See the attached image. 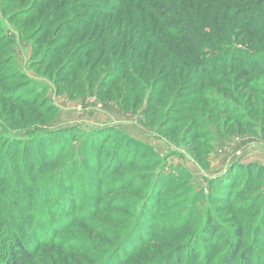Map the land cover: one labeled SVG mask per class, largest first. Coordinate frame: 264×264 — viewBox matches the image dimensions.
<instances>
[{"label":"rangeland","instance_id":"obj_1","mask_svg":"<svg viewBox=\"0 0 264 264\" xmlns=\"http://www.w3.org/2000/svg\"><path fill=\"white\" fill-rule=\"evenodd\" d=\"M76 1L0 0V165L7 169L0 173V209L20 214L33 227L40 220V214L30 219L36 207L54 205H44L45 183L82 176V190L68 200L64 218L48 222L55 227L51 239L42 244L30 236L33 262L23 264H224L238 243L233 264H264V74L239 78L242 68L227 66L204 77L182 66L177 80L180 65L173 64L213 55L218 47L251 46L233 36L194 50L169 36L174 47L156 39L164 52L146 42L136 53L129 36L118 79L134 89L125 104L114 98L116 82L107 74L111 67L118 72L123 51L114 52L113 41L104 59L98 45L92 58L73 61L64 74L59 67L74 48H66L58 65L45 62V52L59 46L47 50L40 39L55 28L49 31L51 18L40 16L42 5L49 12L67 3L53 19L57 24L85 17L89 10L72 9ZM139 55L155 59L153 70L141 66L148 77L133 63ZM59 77L65 82L60 88L54 82ZM57 134L62 147L52 151L61 153L51 160L42 143ZM242 165L256 169L249 175ZM49 193L59 205L57 189ZM22 203L26 210L17 208ZM213 224L220 231L211 237Z\"/></svg>","mask_w":264,"mask_h":264},{"label":"trees","instance_id":"obj_2","mask_svg":"<svg viewBox=\"0 0 264 264\" xmlns=\"http://www.w3.org/2000/svg\"><path fill=\"white\" fill-rule=\"evenodd\" d=\"M159 1L166 3L167 6H161L158 4ZM65 3L49 12H46L49 5L47 4L46 6L45 3L42 5L43 8L40 16L51 18V21L47 22L46 25L49 31L54 28L53 25H55V28L52 35L48 36L49 33H47L42 35L40 39L43 44L48 46L47 50H53L54 46H59L53 52H45L46 58L48 57V59L45 58V62L49 59L52 61L54 59L55 63L58 65L66 58L64 54L66 48H74L71 57L59 67L58 71L64 74L72 69L73 61L82 60V56L84 57L83 60L87 61L89 57L92 58L93 51L98 45L102 47L103 51H101V56L104 59L105 56L110 54L111 49L108 48V44L110 41H113V43H111L112 50L115 52V50L121 48L123 51L121 52L122 54L117 57L118 72H114L113 67H111L109 69L111 70L109 71L110 73L107 74L116 82L115 92L112 93L114 98L117 100L122 98V103L127 104L128 96L134 92L133 88H126L127 86L124 81L118 80L125 70L123 60L126 55L125 48L129 45L127 44L126 38L129 36H132L131 42L134 43L136 47V53H141L145 50L144 43L146 42L159 49L161 48L162 50L160 51L164 52V49L160 47V43L155 44L154 42H157L156 39H158V42H161V40L168 42L166 37L169 36L181 38L184 47L189 48L188 46H190L191 49L194 50H197V48H204L210 44H216L218 39L225 41V39L228 38L230 40L233 36L237 38L238 42L243 44L247 43L251 46L252 51H246L242 49L243 47L238 48L233 45H228L226 49L218 47L215 54L208 55L191 63L177 59L173 63L174 65H180V71L174 74L177 80L183 75V71L181 70L182 66L191 69L196 76L204 77H209L227 66L231 68L239 66L242 68L243 71L239 75V78L257 73L264 74V55H261L264 53V0H77L72 6V9L75 11L76 9L89 10L82 13L85 14V17H77L76 15L74 18L71 16L54 24L53 19L55 20L59 11L66 10L65 6L67 3ZM45 12L46 14L43 15ZM24 18L29 20L30 15H25ZM132 20H135V23H133ZM12 21H14V19H12ZM129 28H131V31H129ZM138 34L140 37L137 38L136 35ZM220 35L222 38H220ZM258 36H261L260 39H258ZM8 40L10 44L15 42L13 39ZM172 42L173 41H170L168 43L171 45ZM171 46L174 47L175 45ZM175 51L179 50L175 48ZM146 52L149 53L148 50ZM239 55H241V57ZM120 56L122 57L120 58ZM139 56L133 59V63L136 65V70L140 75L148 77L149 74L141 66H151L153 70L155 59L151 57V60L149 58L147 61ZM98 57H95V59ZM249 59H253V61L248 63L247 60ZM40 62L42 65L44 59ZM167 64L168 63L163 64L162 68H166ZM112 71L115 74H111ZM54 82L58 85V88L65 84V82L63 83L61 80V77L56 78ZM109 93L111 94L110 89H108L107 94ZM198 94L200 95V93ZM6 98L10 101L15 100V103L18 102V100L16 101L11 95L7 94ZM53 107L56 110L58 109L57 106L53 105ZM99 130L102 131V129H95V131ZM61 136V134H57V138L51 137V140L49 139L50 141L47 140L45 143H42L44 148L48 147L49 151H46V153L51 160L57 159L61 153L56 154L52 151L56 149V147H62ZM128 138L131 139L130 136ZM49 142L51 143L49 144ZM11 160L15 162L16 158L12 157ZM122 166L123 164L120 163L116 170L118 171ZM91 167L93 166H89L88 168ZM242 167V169H247L249 175H252L254 169H256L254 165H242ZM14 168L15 166L11 165L9 170L13 173ZM4 169L5 166L0 165L1 174L7 170ZM65 176L66 175L63 176L62 180L60 178L53 183L47 182L44 188H41V191H44V205L47 206L48 204L50 205V203L54 205L53 208L52 206H40L38 209L36 207V211L30 219L33 222L34 218H38L40 214V220L37 219V223H34L33 227H31L27 222L28 220L21 217L20 214L18 215L15 212L8 213L7 209L3 213L2 209H0V238H2L1 235L5 234L1 240L7 239L5 244L7 248L4 253L2 252L6 246L4 248H2V245L0 246V256L2 255V257H4V262L2 264L32 263V251L35 248V244L30 239V236L37 235L39 243L42 244L47 243L48 240L51 239V233L55 231V227L48 222L55 216L56 218L61 217L63 219L68 209L71 207V205H69L71 203H69L68 200L70 201V199L78 196L82 190V186L80 185V180H82L81 174L78 177ZM56 189L58 196L63 197L59 200L61 211L60 209L59 211L57 210V206H59L56 203L57 201L51 200V195H49V192ZM63 189L64 191L68 190L70 192V197L63 193ZM11 190L12 189H8V192H11ZM4 194L5 191H0V195L2 196L0 197V206L1 202H4ZM18 205H16L18 209L23 207L26 210V205L23 203ZM9 217L12 218L11 224L8 221ZM14 220L16 225H14ZM209 231L212 232L210 236L214 237L219 234L220 230L217 228L216 224H213L210 226ZM240 235H242V233ZM240 250V243L234 245V253L228 255L224 259V264H233ZM243 259H245L244 256Z\"/></svg>","mask_w":264,"mask_h":264}]
</instances>
